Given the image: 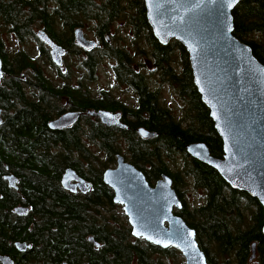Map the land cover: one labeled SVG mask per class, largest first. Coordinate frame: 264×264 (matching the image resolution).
I'll return each mask as SVG.
<instances>
[{
	"label": "trees",
	"instance_id": "trees-1",
	"mask_svg": "<svg viewBox=\"0 0 264 264\" xmlns=\"http://www.w3.org/2000/svg\"><path fill=\"white\" fill-rule=\"evenodd\" d=\"M123 14L134 24L136 37L148 40L157 65L171 64L169 58L174 53L154 36L144 0H0V54L5 71L0 85V108L4 112L0 124V255L12 256L16 264H182L178 249L161 248L133 236L123 208L114 202L113 189L103 181V171L116 163L117 154H124L118 141L124 138L126 158L151 184L163 174L172 177L184 204L176 213L196 230L209 264H217L212 248L225 257L222 264H264L262 204L247 192L232 188L215 168L191 158L186 150L188 144L203 141L213 156H224L223 141L195 84L184 47L179 56L180 72L170 70L172 83H177L181 94L190 99L181 120L165 108L155 91L148 89L143 76L133 68L137 58L125 49L107 46L106 52H90L80 62L86 77L94 80L100 62L115 59L119 78L134 82L139 89L136 117L129 122V131L118 137L117 131L90 119L81 128L75 125L53 130L49 121L54 111L46 104L50 97L67 91L75 107L111 104L105 99H92L86 87H55L28 51L10 54L2 44L3 33L14 32L23 40L34 34L31 26L41 23L58 41L71 44L73 28L91 22L104 41L110 25ZM233 17L235 36L250 45L264 64V0L241 1ZM56 19L64 26L59 32ZM42 53H47L43 47ZM27 68L43 90L42 100L33 102L22 89V73ZM138 126L157 136L141 138L136 132ZM87 139L99 142L104 157L86 145ZM68 167L92 182L88 194L76 196L63 189L61 179ZM9 174L19 179L18 190L4 179ZM190 187L203 192L201 205H191L184 199ZM21 204L31 209L27 217L13 212ZM16 241L27 242L31 248L21 253L14 246ZM253 243L259 250L258 263H250Z\"/></svg>",
	"mask_w": 264,
	"mask_h": 264
},
{
	"label": "water",
	"instance_id": "water-1",
	"mask_svg": "<svg viewBox=\"0 0 264 264\" xmlns=\"http://www.w3.org/2000/svg\"><path fill=\"white\" fill-rule=\"evenodd\" d=\"M144 1L155 37L163 44L177 40L187 50L195 84L223 141L221 158L213 156L205 142L188 144V154L215 168L232 188L247 192L264 207V64L250 45L234 34L233 10L243 0ZM39 35L51 47L55 64L62 66L65 50L44 31ZM75 37L86 49L96 45V41L85 37L81 28L76 29ZM2 76L0 55V82ZM92 114L108 125L119 124L118 116L109 112ZM79 116L78 112H68L49 122V126L65 128ZM139 132L148 139L157 136L145 128ZM5 179L11 187H17L18 178L14 174L5 175ZM73 180L79 182L84 192L90 190V183L68 168L62 184L76 190L71 186ZM103 181L114 190V202L123 205L134 237L161 248H178L186 264H209L197 241L196 230L175 213L183 208V201L170 175L163 174L153 185L142 170L118 154L117 166L104 170ZM15 211L25 216L29 210L19 206ZM89 239L100 245L93 237ZM19 248L24 250L26 245L19 244ZM255 257L253 243L250 260ZM0 259L3 264H14L9 256Z\"/></svg>",
	"mask_w": 264,
	"mask_h": 264
},
{
	"label": "flooded vegetation",
	"instance_id": "flooded-vegetation-1",
	"mask_svg": "<svg viewBox=\"0 0 264 264\" xmlns=\"http://www.w3.org/2000/svg\"><path fill=\"white\" fill-rule=\"evenodd\" d=\"M56 22H55L56 23L55 28L59 32L63 29L64 26L60 20L56 19ZM88 24L93 25V23H91V22H84L82 26H75V28H73V32H72L73 40H72L71 44H69V41H67V40H66V42H63V40L58 41L57 37L51 35L47 29V26L43 23H41L40 25L34 24L33 26H31L30 30H32V32L34 34L30 35L29 37H26L23 40H19V38L16 36V34L14 32H10V34L14 35L21 44L22 43L25 44V42H28L31 39H35L36 41H38L40 52L42 53V47L46 49L47 55H49V58L51 60V64L55 67L54 70L56 71V73L59 74V76H63V77H65V75L62 74L61 69L64 66L65 58L67 55H70L73 52L75 54H79V55H83V53H85L87 55L86 57H88L90 52L91 53L94 51L106 52L105 49L107 48V46L109 49H113V48H117V47L123 48L127 52H129L130 56H135L137 58V60L132 64L134 70L136 71V73H139L143 76L144 81L146 82V86L148 87V89L150 91H155L159 95V100L162 102V104H164L163 103V101H164L163 87L169 86V85L172 86L171 87L172 91L176 94V96L180 100V103H182V104H180L179 114H175L173 109L167 105H165V108L170 110L172 112V114L176 118H178V120L183 119L182 115L183 114L185 115V112L188 111V109L186 110V107L189 108V105H190L189 100L190 99L181 94V90H180L177 83H174V82L172 83V72H170V70H172L173 73L174 72H176V73L180 72V67H181L180 61L181 60L179 58L176 59L174 55L176 53H179V55L180 54L182 55L183 49L181 48V46L182 47H184V46L182 44H180L177 40H171L167 44L162 43L163 45H167L168 47L170 46L171 50L173 51L174 54H172V55L170 54L171 57L169 58V61L170 62L172 61L171 64L166 65V66L165 65H157V61L154 59V52H155L154 49L149 44L147 39L140 40L139 38L136 37L134 24L129 23L127 26L128 38L130 41L129 46H126L123 43H121L122 40H125V39H123L122 36H119V35L117 36L116 34L114 35V34L110 33L111 32V25L109 28V33H106V35H105L104 41H102V38H100V36L97 34V30H96V39H90L87 36L85 29H84L85 25L88 26ZM36 27H38L37 30H36ZM78 28H81L84 31V35L87 39L96 41V45L94 47L86 49L77 42L76 37H75V31ZM40 31H44L54 43L61 46L65 50V54L63 56V65L62 66H58L53 61V59L51 57V47L45 41L42 40V38L39 35ZM5 33H7V32H5ZM5 33H3V35ZM3 47H4V45H3ZM75 47H76V49H75ZM21 50L27 52V50L24 48ZM105 59L106 58H104L103 60H105ZM107 60L113 61V64L111 65V67H112L111 69H112L114 77H115L114 78L115 84H113V88H117L118 91L116 93L113 92V94H110L106 91L99 90L98 94L96 95V94H94V92L92 90H90L91 91L90 97H92V99H94V100H104L105 99L106 101H108L111 104V106L107 105L104 107L103 106H96V107H82V108L81 107H75L72 100H71V97H69V95H67V91H64L59 96H53V97L48 98L49 101L46 104H47L48 108L50 107V109L52 108L54 111L52 119H50L49 122L59 118L60 116L66 114L68 112H78V113H80V116L78 117L76 122L73 123L72 125L65 127V128H59V129L53 128V130H60V131L66 130V129L72 128L75 125H77L81 128L83 126H86L87 120L90 119L92 122L94 120L99 121L102 125L110 128L114 131H117L118 137L121 136V132L129 131V128H130L129 122L136 117L135 116L136 111H137L138 107H140V96L141 95H140L139 89L136 88V86L133 84L134 82L124 81V80L119 78L118 73H117V69H116L117 68L116 60L112 59V58H108ZM81 62H83V58H82ZM101 62H100V64H101ZM176 62H178V64H179L178 68L175 66ZM100 64H99V66H100ZM97 69H96V71H97ZM27 70L28 71H26V73H22L23 74L22 75L23 76V82H21L22 89L26 92L27 95H29L30 99L33 102L37 101V100H42L43 97L41 95L43 94V90H42L41 86L38 83H36V81L33 79L34 78V76L32 75L33 71L30 68H27ZM96 71L94 73L95 78H96ZM43 74H44V72H43ZM44 75L46 76V74H44ZM4 78H5V71L3 69V76H2V79L0 82V85H2V83L4 82ZM86 80H90V79H86ZM90 81H93V80H90ZM83 83L86 85V82L84 80H82V82L78 80L77 82H75L73 84L72 83L68 84V82H66L63 86H55L53 83L52 84L57 88H64L65 89L67 86H69L71 88L80 87V88H83V90H85V87L86 88H88V87H87V85L85 86ZM146 86L143 85L141 87L143 91L147 90ZM18 105H20V104L18 103ZM103 111L109 112V113L113 114V116H118L119 124L108 125L105 122H103L99 116L92 114V112H103ZM0 115H1L2 122H3V120H4L3 109H1ZM145 115H147V114L145 113ZM2 122L0 124H2ZM142 128L147 129L144 126H138L136 128L137 134L140 135V137L143 139H148V138H144L140 134L139 130ZM150 139H152V138H150ZM118 141L120 142V145H121V151L124 153V154H121V153L120 154L126 158V156L128 155L126 141L124 138H118ZM198 142H203V141H198ZM85 143H86V145L91 146V147L93 144H95L99 148V142H97V141H95V143H91L87 139ZM126 160L129 161L127 158H126ZM116 166H117V158H116V163L111 165L110 167L115 168ZM110 167H108V168H110ZM68 168H72V167H68ZM68 168L65 169L64 173L66 172V170ZM72 169H74L80 177L84 178L75 168H72ZM64 173H63V175H64ZM4 179H5V177H4ZM62 179H63V176H62ZM62 179H61V184H62ZM84 179L90 183V190H88L87 192H84L80 188V186L78 185L79 182H77L76 180H73L71 182V186L73 185L72 188H74L76 190H69V189L65 188L63 186V184H62V187L68 193L74 194L76 196L88 194L93 189V184L91 181L87 180L86 178H84ZM6 181L8 182V180H6ZM18 183H19V179L16 183L17 187H12V188L18 190L19 189ZM8 184H9V182H8ZM9 186H10V184H9ZM186 192L183 194L184 199H186V197H187ZM114 195H115V193H114ZM182 201H183V199H182ZM117 204L123 208V205H121L119 203H117ZM19 206H23V207L28 208V210H29L28 214H29V212L31 210L30 207L21 204V205H17L16 207H14L13 212L15 213V215L20 216L15 211V208H17ZM183 207H184V204H183ZM176 211H178V210H176ZM28 214L25 216H21V217H27ZM19 244H25L26 248L24 250H20ZM14 246L17 249V251H19L21 253H25L28 249L31 248V244H28L27 242L21 243L19 241H16L14 243ZM255 248H256V257L254 260H252V261L250 260V263H258L259 262V250H258L256 243H255ZM178 251L181 252L179 249H178ZM205 254H206V258H207V253H205ZM4 255L9 256L13 260L14 264H16L15 258H13L12 256H10L8 254H1L0 256H4ZM0 264H3L1 259H0Z\"/></svg>",
	"mask_w": 264,
	"mask_h": 264
},
{
	"label": "rangeland",
	"instance_id": "rangeland-1",
	"mask_svg": "<svg viewBox=\"0 0 264 264\" xmlns=\"http://www.w3.org/2000/svg\"><path fill=\"white\" fill-rule=\"evenodd\" d=\"M129 20L124 17V14L121 15L115 22L111 24V32L112 34H116L117 36H122L123 39L121 43H123L126 46H129V42L127 41L128 39V26ZM84 27V26H83ZM38 27H36V30ZM85 32L87 36L90 39H96V30H95V25L88 24L85 25L84 27ZM111 34V35H112ZM2 42L4 45V48L7 53L10 54H15L21 49H26L29 54L36 58L38 61V64L41 66L44 74H46L47 78L55 85V86H63L66 82L69 83H75L79 79H82L86 82V85L89 90H92L94 94H98L99 90L106 91L110 94L116 93L118 90L117 88H113L114 83V74L112 71L111 65L113 64V61H109L107 59L103 60L98 67L96 71V78L93 81L86 80L88 79L86 77L87 72L80 66V62L86 58V54L83 53V55L75 54L74 52L71 53L70 55H67L64 61V66L61 69L62 74L65 75L59 76L58 73L54 70V66L51 64V60L49 58V55L47 53H41L39 50V43L35 39H31L28 42H25V44H21L17 38L10 34V33H5L2 36ZM76 49V47H75ZM133 52V51H132ZM79 55V56H78ZM175 58H179V53H176ZM175 66L178 68L179 64L178 62L175 63ZM171 85L169 86H164L163 87V96H164V105H167L173 109L175 114H179L180 111V100L176 96V94L172 91ZM179 100V101H178ZM92 150L95 152H98L99 155L104 157V154L100 152L98 147L93 144L92 145ZM186 199L188 203L191 205H201L203 203V192L196 190L192 187H190L189 191L186 192ZM211 252L214 256V258L217 260V264H222L223 260L225 259L224 256L220 255L216 249H211ZM178 260L182 264H186L185 257L179 252V258Z\"/></svg>",
	"mask_w": 264,
	"mask_h": 264
},
{
	"label": "snow or ice",
	"instance_id": "snow-or-ice-1",
	"mask_svg": "<svg viewBox=\"0 0 264 264\" xmlns=\"http://www.w3.org/2000/svg\"><path fill=\"white\" fill-rule=\"evenodd\" d=\"M138 235H139V233H137ZM157 243H159V241H157ZM165 246H167V245H165Z\"/></svg>",
	"mask_w": 264,
	"mask_h": 264
}]
</instances>
